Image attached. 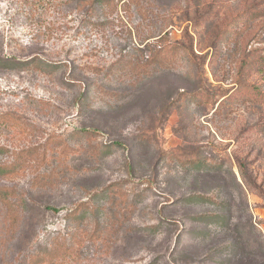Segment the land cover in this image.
<instances>
[{"label": "rangeland", "instance_id": "374dc122", "mask_svg": "<svg viewBox=\"0 0 264 264\" xmlns=\"http://www.w3.org/2000/svg\"><path fill=\"white\" fill-rule=\"evenodd\" d=\"M0 264H264V0H0Z\"/></svg>", "mask_w": 264, "mask_h": 264}]
</instances>
